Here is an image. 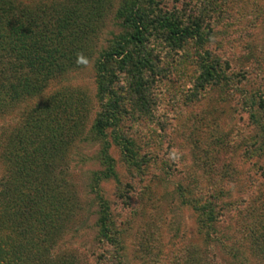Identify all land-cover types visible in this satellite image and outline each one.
Masks as SVG:
<instances>
[{
	"label": "rangeland",
	"instance_id": "obj_1",
	"mask_svg": "<svg viewBox=\"0 0 264 264\" xmlns=\"http://www.w3.org/2000/svg\"><path fill=\"white\" fill-rule=\"evenodd\" d=\"M20 1L31 12L62 9L84 36L76 69L34 96L10 88L14 62L0 66V102L7 104L0 110V264L53 257L57 264H264L244 220L264 222V107L257 105L264 99V0H224L226 13L209 15L201 43L168 38V28L150 31L144 46L152 66L140 73L151 104L132 118L137 106L126 104L102 136L91 134L104 110L92 62L131 32L117 15L121 0ZM196 1L153 0L158 14L183 24ZM205 53L229 76L226 84L199 88L197 58ZM52 95L51 106L64 105V135L42 146L26 183L3 159L17 146L2 147ZM100 198L113 245L98 233ZM205 204L223 215L215 225L206 222ZM21 210L23 228L31 229L23 235Z\"/></svg>",
	"mask_w": 264,
	"mask_h": 264
},
{
	"label": "trees",
	"instance_id": "obj_2",
	"mask_svg": "<svg viewBox=\"0 0 264 264\" xmlns=\"http://www.w3.org/2000/svg\"><path fill=\"white\" fill-rule=\"evenodd\" d=\"M223 1L197 0L193 3L196 6L192 8L196 14H192L191 18H188V23L183 24L177 16L158 14L154 9L153 0H121L122 11L116 10L117 15L122 19L121 24H127L131 32L121 42L118 39L123 35L120 34L117 39H114L115 42L111 40L104 49L99 50L92 62L96 94L102 99L104 107V112L101 110L97 114V119L91 126L93 136H102L105 129L113 126L115 121L119 120L118 116L124 111L122 107L126 104L128 107H130L129 104L132 107L137 106L134 114H130L131 118L134 115L138 117L139 112L146 110L148 104H151L152 100L145 97L146 81L143 79V73H140L142 68L152 66L148 60L152 51L144 46L145 44L148 46L151 32L168 28V38L179 37L185 41L192 39L196 43H201L202 37L199 31L201 27L203 28V24L206 26L204 21L209 15L216 12L217 14L226 13L227 7H223L225 5ZM144 3L148 4L147 7L149 6L147 11L144 10ZM47 10L31 12L20 0H0V66L14 62L10 71L14 81L10 82L9 86L13 89L15 85H20L27 96L40 93L51 78H56L63 72L70 73L78 66L81 50L79 46L84 33L81 34V28L74 25L77 19H71L73 16L62 12L60 8L51 7ZM45 16H48V20ZM171 17H173L172 20L169 19ZM209 57L210 55L205 53L204 56L197 58V82L202 90L206 86L226 84L229 79V76L224 75L219 69L218 62L211 60V57L210 61ZM81 60L83 61L82 58ZM132 72H136L133 77L130 76ZM2 79L6 80L4 77ZM3 87L5 84L3 86L0 84V88ZM262 96L264 97V92ZM54 97L55 95L46 96L45 101H40L35 110L36 114L29 120L30 123L16 128L14 134L8 136L10 138L4 142L2 147V150L5 149L9 142L17 146L16 150L7 157L4 156L3 159L9 162L8 166L12 163L15 175L22 177L26 183H30V179L26 178L25 172L30 162L31 165L36 163L42 146H56L64 135L65 126L62 116L64 105L58 102L51 106ZM262 99L257 105L264 107V99ZM6 108L7 104L0 102V110ZM57 110L61 111V115L55 114ZM136 112L138 114H135ZM125 117L124 115L123 118ZM4 152L9 151L4 150ZM3 192L6 190L4 189ZM35 192L39 193L38 189H35ZM99 202L98 233L102 241L113 245L114 238L108 233V206L101 198ZM201 208L208 224L215 225L223 216L215 209V205L205 204ZM197 209L200 208L197 207ZM249 211L253 213L252 209ZM25 219H28L27 213L24 210L19 211L18 221L21 222L22 228L18 227L17 232L21 235H23L22 232L31 231V229L23 228L22 220ZM244 220H247V236L252 252L264 256L262 246L264 244V222L259 219L254 220L247 215ZM54 259V257L45 258L36 262L37 264H57ZM7 262L6 264H10V261ZM27 262L24 260L23 263ZM62 263L69 264L68 262Z\"/></svg>",
	"mask_w": 264,
	"mask_h": 264
}]
</instances>
